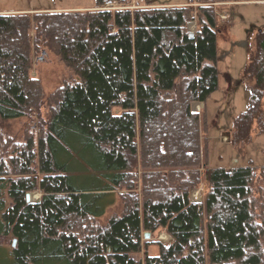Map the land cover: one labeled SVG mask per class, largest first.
Returning <instances> with one entry per match:
<instances>
[{"label": "trees", "instance_id": "1", "mask_svg": "<svg viewBox=\"0 0 264 264\" xmlns=\"http://www.w3.org/2000/svg\"><path fill=\"white\" fill-rule=\"evenodd\" d=\"M237 1L264 0L0 13V264H139L142 251L144 264H264V166L203 164L201 120L218 88L212 4ZM46 48L77 80L43 119L31 55ZM253 51L231 131L239 152L264 134V27ZM32 114L36 137L2 133ZM201 184L205 204L191 198ZM116 198L120 212L102 219ZM159 229L171 239L152 256L141 236Z\"/></svg>", "mask_w": 264, "mask_h": 264}, {"label": "rangeland", "instance_id": "2", "mask_svg": "<svg viewBox=\"0 0 264 264\" xmlns=\"http://www.w3.org/2000/svg\"><path fill=\"white\" fill-rule=\"evenodd\" d=\"M153 2L168 6L191 3V0H154ZM146 3L151 2L147 0ZM237 3L225 2L219 3L224 5L215 6L216 30H218L215 39L218 88L207 98L204 119L201 120L206 124L203 130L205 132H202L205 146L203 164L206 168L230 169L232 166H264V134L254 135L252 141L245 144L240 152L231 143L233 119L246 110L250 100L248 86L242 81V73L254 52L259 32L264 27V1H237ZM95 6L96 0H0V13L28 14L30 10L33 12L88 11L96 9ZM222 14L226 16V21L220 18ZM31 61H33L32 77L40 83L44 94L40 114L43 119H46L52 108V102H50L52 93L64 84L75 83L77 77L65 66L57 54L47 48L34 50ZM197 109L196 105L192 107L193 111ZM198 110L200 111L201 108ZM40 125L39 118L36 114H32L4 123L1 131L10 140L24 142L26 136L36 137ZM205 192V187L201 184L191 191V198L205 204ZM29 194L30 198L38 195L37 201L32 198L31 201L39 202L41 196L39 190L29 192ZM2 200L6 206L11 203L5 193L2 195ZM121 207L120 200L116 198L115 203L102 219L107 220L109 216L119 213ZM145 232L143 231L141 236L142 244H148L146 251L152 256L159 253L157 242L166 245L171 239L160 229L154 233L148 232V238H144ZM8 243L9 240L6 244L4 243V246L10 249L11 246ZM145 253L142 251L134 255L139 264H144Z\"/></svg>", "mask_w": 264, "mask_h": 264}, {"label": "built area", "instance_id": "3", "mask_svg": "<svg viewBox=\"0 0 264 264\" xmlns=\"http://www.w3.org/2000/svg\"><path fill=\"white\" fill-rule=\"evenodd\" d=\"M146 1L147 0H106L105 3L98 8V10L101 9L106 11H134V9L137 8L147 7ZM220 18L224 21H226L227 19L225 15H221Z\"/></svg>", "mask_w": 264, "mask_h": 264}, {"label": "crops", "instance_id": "4", "mask_svg": "<svg viewBox=\"0 0 264 264\" xmlns=\"http://www.w3.org/2000/svg\"><path fill=\"white\" fill-rule=\"evenodd\" d=\"M154 0H150V6H153V7H156V6H164V5H158V4H155L154 2H153ZM238 4V3H237ZM189 5H191V3H179V4H172V5H168V6H175V7H179V6H189ZM168 6H166L165 5V7H168ZM231 6V5H230ZM236 6V5H235ZM92 8V7H91ZM89 9V8H88ZM87 9V10H88ZM71 11H74V12H76L75 10H71ZM78 11H81V10H78ZM30 13H33V11L32 10H30L29 12H28V14H30ZM192 23H194V26L191 28L190 27V25L192 24ZM196 26H197V24H196V21H193L192 20V22H190V23H188L187 24V26H186V30L188 31V33L190 32V33H192V32H195L196 30ZM194 105H196L197 106V108L198 109H200V108H202L203 107V104L202 103H196L195 102V104H192V107L194 106ZM196 110V111H194L195 113L197 112V113H200V111L199 110ZM193 111V110H192Z\"/></svg>", "mask_w": 264, "mask_h": 264}, {"label": "water", "instance_id": "5", "mask_svg": "<svg viewBox=\"0 0 264 264\" xmlns=\"http://www.w3.org/2000/svg\"><path fill=\"white\" fill-rule=\"evenodd\" d=\"M191 1H192V0H191ZM193 35H194V32H192V33L189 32V36H190L191 38H192ZM25 199H26V201H28V202H32L29 193H27V195L25 196ZM148 237H149V233H148V232H145V233H144V238H148ZM12 245H13V247H15V241H13Z\"/></svg>", "mask_w": 264, "mask_h": 264}, {"label": "bare ground", "instance_id": "6", "mask_svg": "<svg viewBox=\"0 0 264 264\" xmlns=\"http://www.w3.org/2000/svg\"><path fill=\"white\" fill-rule=\"evenodd\" d=\"M194 26V23H192L191 25H190V27L192 28ZM31 198L33 199V200H38V195H33V196H31Z\"/></svg>", "mask_w": 264, "mask_h": 264}]
</instances>
